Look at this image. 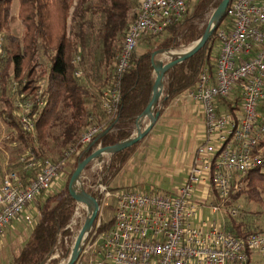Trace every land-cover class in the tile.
<instances>
[{"label": "trees", "instance_id": "1", "mask_svg": "<svg viewBox=\"0 0 264 264\" xmlns=\"http://www.w3.org/2000/svg\"><path fill=\"white\" fill-rule=\"evenodd\" d=\"M141 1L19 0L23 33L16 43L11 32L13 0H0V35H4L6 51L0 65V120L7 130L5 145L19 154L8 171L20 172L25 184L38 174L45 159L59 163L62 172L69 160L77 167L99 146H113L131 138L136 119L144 114L152 96L153 53L196 44L209 25V15L222 0H194L183 18L167 26L161 34L142 36L130 67L118 79L115 74L118 55L138 16ZM232 24L226 12L201 50L165 72L160 101L163 108L193 89L202 72L213 71L220 51L219 31L229 30ZM117 82L121 99L116 113L111 114L105 109L104 101L106 92ZM40 90L42 96L37 98ZM18 97L35 101L30 113L36 123L35 134L26 132L20 124ZM241 101L236 90L232 98L222 99L220 103L223 109L233 111L240 108ZM158 111L160 117L163 109L156 107L155 112ZM96 124L103 126L101 136L82 145V134ZM140 141L113 154L101 172L107 173L106 181L111 182L129 164ZM261 146L264 147V139ZM72 148L76 150L67 158L66 152ZM93 165L91 161L85 167L84 188L98 198L89 187V177L94 179V184L100 176L92 172ZM72 174H68L61 190L50 192L54 180L49 190L29 204L36 222L14 264L46 263L54 254L60 236L68 233L67 225L79 206L69 193ZM238 182L240 188L234 186L232 196L243 204V209L237 217L227 215L224 228L232 235L246 237L264 230L255 219H247L243 203L244 199L254 204L257 214L264 212V155L259 165ZM82 213L86 214L84 210ZM61 245L65 249L63 240ZM64 251L66 255L70 253L67 248Z\"/></svg>", "mask_w": 264, "mask_h": 264}, {"label": "built area", "instance_id": "2", "mask_svg": "<svg viewBox=\"0 0 264 264\" xmlns=\"http://www.w3.org/2000/svg\"><path fill=\"white\" fill-rule=\"evenodd\" d=\"M192 1H141L138 16L118 55V79L130 67L140 38L161 34L167 26L181 20ZM227 13L233 24L229 30L219 31L220 51L213 71L202 72L197 85L183 94L200 105L204 116L203 141L196 148L186 180L174 192L167 193L115 190L106 181L107 173H101L113 153H103L101 156L108 155L106 160L96 158L100 176L91 187L100 197L101 206L113 204L115 214L112 225L105 230H100L106 224L102 220L94 223L75 264H249L254 253L264 257V230L239 237L225 230L226 218L219 223L202 216L203 207L212 215L239 216L243 204L233 198V187L240 188L238 181L257 167L263 156L264 0H234ZM4 41L2 34L0 65L6 56ZM236 90L242 100L240 108L223 109L220 101L232 98ZM41 96L42 90L37 98ZM120 99L117 82L106 92L105 109L115 114ZM16 103L21 109L22 128L35 134L36 123L30 115L35 101L18 97ZM156 107L161 110L163 105L159 102ZM141 122L139 116L135 135L140 132ZM102 132L103 126L96 124L82 134L80 143L87 145ZM75 150L67 151L66 157ZM59 167V163L45 159L38 174L27 184L16 171L1 176L0 233L21 215L26 225H34L36 218L28 206L52 187ZM199 193L202 198L198 200ZM82 210L77 207L66 228L69 234L60 236L54 254L44 264L68 262ZM61 240L73 241L65 257H61Z\"/></svg>", "mask_w": 264, "mask_h": 264}, {"label": "rangeland", "instance_id": "3", "mask_svg": "<svg viewBox=\"0 0 264 264\" xmlns=\"http://www.w3.org/2000/svg\"><path fill=\"white\" fill-rule=\"evenodd\" d=\"M19 6H20L19 0H13L11 6V32L14 37V41L16 43L20 42L23 33V26L21 25L19 19ZM214 11L215 10H213L212 13L209 15L208 18L209 21L211 20ZM194 45L190 47H181L180 49L177 50L162 51L160 54L156 56V58L158 61L166 63L175 58V55L173 54L185 53L188 50H190ZM170 122L172 123L167 125L168 128L166 134L164 135L162 134V137L164 138L163 141L166 142L160 143L162 138L160 139V141L154 143V145H151L153 141L144 142V139L140 141L141 145L136 150L129 164L122 171H120V173L118 174V178L115 181L111 180V186L115 190L137 189L143 192H154L160 190L170 191L172 188L177 186V183L179 181L178 174L180 170L177 169V166L171 167L170 164H165V163L167 161H170V158H172V156L176 158V155L178 156V154L180 156L179 158H181L182 155L179 152H181L182 147L177 143H181L182 141H184L185 136L189 135L190 127L187 123L188 117L184 115L173 117V120H171ZM147 128L148 127L147 126L144 127V123L141 122L140 131L144 132ZM6 131L7 130L5 124L0 120V177L4 172L9 170L11 164L15 162V159L19 156V154L16 153L15 150L9 149L5 145L6 143L5 139L7 137ZM136 131L138 132V130ZM161 144L164 145V149H161L163 151H160V148L162 146ZM164 150H166L165 151L166 156L164 159H162L161 157L162 154L164 153ZM263 155H264V147H263ZM107 157L108 155H104L101 156V159L106 160ZM22 158L24 159L25 155L22 154ZM76 168L77 167L75 166V162H71L70 160L67 161L65 164V169L62 172L59 170L58 176L54 181V187L51 188L50 192L61 190L68 181V174L70 172L74 173ZM26 172L28 173V171ZM92 172L97 173V175L100 174V169L99 166L96 164V161L94 162ZM72 176L69 180V184L72 179ZM86 176L87 174L83 171V173L79 178L80 184L75 187L76 191H81L82 189H85L84 180ZM93 181L94 179L92 177H89V183H90L89 187L93 185L92 184ZM97 200L99 201L100 204V211L95 224L101 222V220L103 223L107 224L113 220L115 214V208L113 204L101 206L100 197H98ZM243 203L245 204L244 206L246 208L247 219L248 220L255 219L257 225L261 228H264V212L257 214L255 213V210H257V208L254 204L247 203L246 200L244 199H243ZM79 207L80 209H83L86 212V214L82 216V213H80L81 217L78 219V226L75 228V233L77 235L80 229L82 228V226L84 225L86 219L92 214L93 211L92 208L87 204H82V205L79 204ZM31 214L36 218L34 212H31ZM22 216L23 215L15 218L6 227V229H4L2 233H0V264H14V260L18 257L22 248L24 247V245L28 240L29 234L32 230V225L31 226L26 225ZM217 216L219 217L220 215ZM226 216L227 215H225V218L227 220ZM198 220L196 221L198 222ZM68 234L69 232L67 233V235ZM91 237L92 236H89V240ZM72 242L65 243L64 241L65 249L67 248V250L70 251V246ZM59 248L61 251V257L67 256L64 251L65 249L62 247V245ZM249 264H264V257L259 254L255 255L254 257L251 258Z\"/></svg>", "mask_w": 264, "mask_h": 264}, {"label": "water", "instance_id": "4", "mask_svg": "<svg viewBox=\"0 0 264 264\" xmlns=\"http://www.w3.org/2000/svg\"><path fill=\"white\" fill-rule=\"evenodd\" d=\"M231 1L232 0H222L221 1L219 6L215 9L204 35L186 53L175 55V58L173 60H170L166 63L161 62V61H157V63L155 62V58L158 54L162 52L161 50L155 51L153 53V61H154V67H155L153 90H152V96H151L149 105L144 112V114L147 115L150 119L148 128L144 132L140 131L137 135L133 134L132 137L129 138L128 140L118 143L116 145L97 148L88 158H86L83 162L78 164L76 170L73 173L70 184H69V193L71 197L77 203L87 204L88 206L92 208L93 211H92V214L86 219L82 228L80 229L74 241L73 249L69 256V260L66 264H75V262L77 261L80 255V252H81V246L84 241V238L86 234H88L91 231L95 221L98 218L99 211H100V204L97 198L94 197L92 194L88 193L85 189H82L81 191H76L75 188H73V181L76 178H80L81 174L85 170V167L91 161H94L96 158L101 156L103 153L111 152L114 154L116 152L129 148L133 146L134 144L138 143L140 140H142L150 132V130L153 128L155 122L158 120L159 115H160L159 111L155 112V107L160 102L163 96L165 72L168 69L172 68L173 66L178 65L184 62L185 60L191 58L205 46V44L208 42L209 38L211 37L217 23L225 16Z\"/></svg>", "mask_w": 264, "mask_h": 264}, {"label": "crops", "instance_id": "5", "mask_svg": "<svg viewBox=\"0 0 264 264\" xmlns=\"http://www.w3.org/2000/svg\"><path fill=\"white\" fill-rule=\"evenodd\" d=\"M183 94L177 97L175 100H173L167 107L162 108L163 109L162 115L158 118V120L156 121V123L154 124L150 132L143 138L144 142L153 141L151 145H154V143L160 141L161 138L162 140L160 141V143L166 142V141H163L164 138L162 137V134L163 135L166 134L167 128H168L167 125L172 123L170 121L173 120V117H176L179 115H184L188 117L187 123L190 127L189 135L185 136L184 141H182L181 143H177L181 145L182 147L181 152H179L181 153L182 156L181 158H179L180 157L179 154L178 156L176 155V158L172 156V158H170V161H167L165 163V164H170L171 167L177 166V169L180 170L178 174L179 181L177 183V186L172 188L170 192H174L186 180L188 172L193 163L196 148L203 141V136H204V116L202 113V109L200 105L197 104L196 102L192 101L189 98L183 97ZM142 122L144 123V127L146 126L148 127L150 123L149 117L143 114ZM168 143H167V146H168ZM161 149H164V145H162L160 148V151H163ZM165 151L166 150H164V153L162 154V157H161L162 159H164L166 156ZM117 178H118V175L113 179V181H115ZM196 198L198 200L202 198L201 193H199ZM202 216L204 219H207L209 221L215 218V220L217 219L219 223L225 220L224 216L220 215L218 217L217 215H212L207 207H203ZM255 255H258V254L256 253L252 254L251 258L254 257Z\"/></svg>", "mask_w": 264, "mask_h": 264}, {"label": "bare ground", "instance_id": "6", "mask_svg": "<svg viewBox=\"0 0 264 264\" xmlns=\"http://www.w3.org/2000/svg\"><path fill=\"white\" fill-rule=\"evenodd\" d=\"M186 53V52H185ZM173 54V53H172ZM184 54V53H182ZM173 55H180V54H173ZM80 184V180L79 178H76L74 181H73V188H75L77 185ZM82 205V204H81ZM84 207V206H83Z\"/></svg>", "mask_w": 264, "mask_h": 264}]
</instances>
